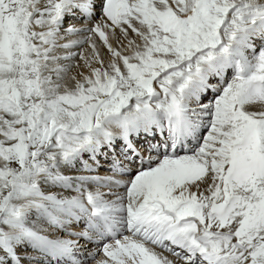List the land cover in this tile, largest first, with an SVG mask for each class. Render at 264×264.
<instances>
[{"label":"snow or ice","instance_id":"obj_1","mask_svg":"<svg viewBox=\"0 0 264 264\" xmlns=\"http://www.w3.org/2000/svg\"><path fill=\"white\" fill-rule=\"evenodd\" d=\"M26 262L264 264V0H0V264Z\"/></svg>","mask_w":264,"mask_h":264},{"label":"rangeland","instance_id":"obj_2","mask_svg":"<svg viewBox=\"0 0 264 264\" xmlns=\"http://www.w3.org/2000/svg\"><path fill=\"white\" fill-rule=\"evenodd\" d=\"M70 23H72V21H70ZM77 23H81V22L78 21ZM53 191H59V189H53ZM68 194L69 193H64V195H68ZM49 231H51V230H49ZM33 255H37V254L36 253H33ZM26 264H27V262H26Z\"/></svg>","mask_w":264,"mask_h":264},{"label":"bare ground","instance_id":"obj_3","mask_svg":"<svg viewBox=\"0 0 264 264\" xmlns=\"http://www.w3.org/2000/svg\"><path fill=\"white\" fill-rule=\"evenodd\" d=\"M78 21H72V23H77ZM80 22V21H79ZM82 23V22H81ZM81 23H77V26H79Z\"/></svg>","mask_w":264,"mask_h":264}]
</instances>
